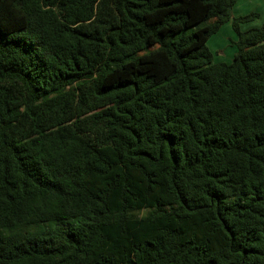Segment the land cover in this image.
<instances>
[{"label":"trees","instance_id":"1","mask_svg":"<svg viewBox=\"0 0 264 264\" xmlns=\"http://www.w3.org/2000/svg\"><path fill=\"white\" fill-rule=\"evenodd\" d=\"M238 1L0 0V264H264V23Z\"/></svg>","mask_w":264,"mask_h":264},{"label":"rangeland","instance_id":"2","mask_svg":"<svg viewBox=\"0 0 264 264\" xmlns=\"http://www.w3.org/2000/svg\"><path fill=\"white\" fill-rule=\"evenodd\" d=\"M253 3L254 2L252 0H249L248 2L242 0L240 6L239 4H237L236 8L234 9V14L239 12L241 16H244L253 12L252 11V9L254 8ZM239 7L241 10L237 11ZM262 22H264V8L260 10L258 17L255 18L252 22L240 24L239 30L243 32L250 27L254 28L260 26ZM236 40H237V36L231 29L230 25L223 26L217 34L213 35L208 41L207 46L214 54V61L229 62L231 60V53L233 54L234 52L236 53V46L234 45ZM144 213L145 212H138L135 213V216L140 217Z\"/></svg>","mask_w":264,"mask_h":264},{"label":"crops","instance_id":"3","mask_svg":"<svg viewBox=\"0 0 264 264\" xmlns=\"http://www.w3.org/2000/svg\"><path fill=\"white\" fill-rule=\"evenodd\" d=\"M242 1V0H241ZM241 1H238L237 3H236V5L234 6V8H233V10H232V17H239V16H241L240 14H239V12H237V11H239V10H241L240 9V7H239V9H237V11H235V12H237V13H235L234 14V9L236 8V6H237V4H239V6H240V4H241ZM243 1H249V0H243ZM254 3H253V9H252V11L254 12V13H256L257 14V17H258V14H259V12H260V10L262 9V8H264V0H260V1H258V0H252ZM256 17V18H257ZM252 22V21H251ZM247 23H249V22H247ZM262 23H264V22H262ZM261 23V24H262ZM261 24H260V26H261ZM226 26H228V25H230L231 26V24H230V22H228L227 24H225ZM225 25H223V26H225ZM222 26V27H223ZM260 26H257V27H260ZM221 27V28H222ZM257 27H254V28H257ZM220 28V29H221ZM251 28V27H250ZM250 28H248V29H250ZM232 29V28H231ZM247 29V30H248ZM220 31V30H219ZM218 31V32H219ZM246 31V30H245ZM217 32V33H218ZM244 32V31H243ZM216 33V34H217ZM213 53V52H212ZM234 54H235V52H234ZM233 53H231V60H232V58H233V55H234ZM214 55V54H213ZM231 60L229 61V62H231ZM224 62H226V61H224ZM229 62H226V63H229Z\"/></svg>","mask_w":264,"mask_h":264}]
</instances>
